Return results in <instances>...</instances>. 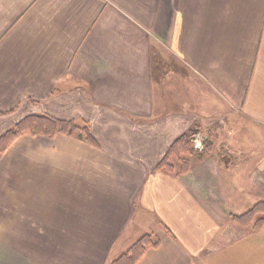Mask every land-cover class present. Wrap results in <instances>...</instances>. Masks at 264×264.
Returning a JSON list of instances; mask_svg holds the SVG:
<instances>
[{
  "label": "crops",
  "instance_id": "0c3cea01",
  "mask_svg": "<svg viewBox=\"0 0 264 264\" xmlns=\"http://www.w3.org/2000/svg\"><path fill=\"white\" fill-rule=\"evenodd\" d=\"M34 115L93 142L9 144L0 264H108L145 234L135 264H264V224L232 219L264 201V0H0V135ZM192 127L253 170H158Z\"/></svg>",
  "mask_w": 264,
  "mask_h": 264
},
{
  "label": "trees",
  "instance_id": "16d2710c",
  "mask_svg": "<svg viewBox=\"0 0 264 264\" xmlns=\"http://www.w3.org/2000/svg\"><path fill=\"white\" fill-rule=\"evenodd\" d=\"M40 134L53 136L55 134H65L73 137L82 138L87 142H92V136L87 124H78L73 120H61L48 115L27 116L17 122L12 128L0 135V154L6 150L8 145L21 134ZM190 132L180 136L169 148L167 154L158 164L157 169L172 173L176 176L185 174L189 168V157L194 153L193 135ZM208 144L204 142V152L208 149ZM179 163V169H175L173 160ZM235 222L258 228L264 224V201L255 203L251 208L238 216L232 218ZM157 240H152L151 235L146 234L139 238L130 248L111 261L109 264H135L144 250L149 246L157 245Z\"/></svg>",
  "mask_w": 264,
  "mask_h": 264
},
{
  "label": "rangeland",
  "instance_id": "374dc122",
  "mask_svg": "<svg viewBox=\"0 0 264 264\" xmlns=\"http://www.w3.org/2000/svg\"><path fill=\"white\" fill-rule=\"evenodd\" d=\"M228 125V124H227ZM241 127H243L244 129L239 130L237 128L236 131V135L235 137L239 134V135H245L246 133H250L248 127L244 124L241 125ZM195 132V134L193 135V147H194V153L189 157V163L191 165L192 160H194V158H199V159H205L207 158L209 155L211 154H215L219 157H221V162L225 164V166L227 167V169H230V171L234 172V170H239L241 175L243 177H245L246 173L248 172V170H253V166H244V165H240L238 161H232L229 157L230 154H234L237 153L235 151H232V149H228L227 146L226 147H221L220 142L221 140H224V135H216L214 137V139L209 135L208 137H206L205 141L208 144V149L206 152H204L203 147H204V143H202V140L200 139V136H198V129L197 127H192L190 130L187 131V134L190 132ZM185 134V133H184ZM34 135V134H33ZM82 139V138H80ZM93 139V138H92ZM216 139H219L216 141ZM84 140V139H82ZM85 141V140H84ZM87 142V141H86ZM93 142V141H92ZM89 142V143H92ZM203 145V146H202ZM9 146V145H8ZM196 146L198 148H196ZM4 153V151L0 154V156ZM173 160L174 164H175V169L178 170L179 169V163L175 160V159H171ZM229 167V168H228ZM225 168V167H223ZM190 169V168H189ZM226 169V168H225ZM234 169V170H232ZM255 173L254 175L256 176V178H264L263 176V172H264V167L260 168L259 166L254 167ZM263 170V171H262ZM146 235V234H145ZM152 237V240H156V236H153L152 234H149ZM143 236V235H142ZM142 236H140L139 238H141ZM139 238H136L135 240H132L131 242H129L127 244V248L125 249V251L123 253H125L132 244H134ZM123 253L119 254L117 256V258L122 255ZM116 258V257H115ZM110 263V262H109ZM108 263V264H109Z\"/></svg>",
  "mask_w": 264,
  "mask_h": 264
}]
</instances>
